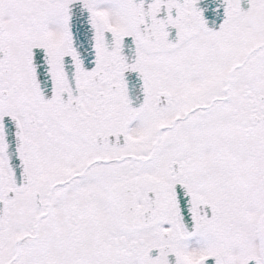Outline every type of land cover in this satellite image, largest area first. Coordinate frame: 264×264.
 <instances>
[{
	"label": "snow or ice",
	"instance_id": "obj_1",
	"mask_svg": "<svg viewBox=\"0 0 264 264\" xmlns=\"http://www.w3.org/2000/svg\"><path fill=\"white\" fill-rule=\"evenodd\" d=\"M0 264H264V0H0Z\"/></svg>",
	"mask_w": 264,
	"mask_h": 264
}]
</instances>
